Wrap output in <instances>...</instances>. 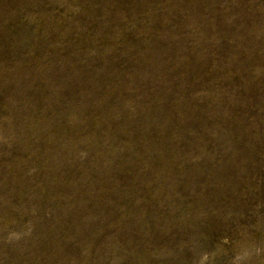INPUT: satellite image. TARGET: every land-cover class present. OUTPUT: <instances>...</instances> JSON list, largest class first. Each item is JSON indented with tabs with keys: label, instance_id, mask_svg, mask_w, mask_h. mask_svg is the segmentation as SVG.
Masks as SVG:
<instances>
[{
	"label": "rangeland",
	"instance_id": "374dc122",
	"mask_svg": "<svg viewBox=\"0 0 264 264\" xmlns=\"http://www.w3.org/2000/svg\"><path fill=\"white\" fill-rule=\"evenodd\" d=\"M0 264H264V0H0Z\"/></svg>",
	"mask_w": 264,
	"mask_h": 264
}]
</instances>
